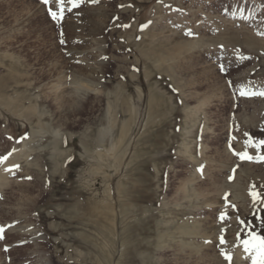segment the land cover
Returning <instances> with one entry per match:
<instances>
[{
    "label": "rangeland",
    "instance_id": "374dc122",
    "mask_svg": "<svg viewBox=\"0 0 264 264\" xmlns=\"http://www.w3.org/2000/svg\"><path fill=\"white\" fill-rule=\"evenodd\" d=\"M48 7L0 0V260H259L242 241L264 238V95L240 92H264V0H80L59 23ZM75 72L83 99L53 86ZM23 221L38 236L17 244ZM210 223L216 241L194 235Z\"/></svg>",
    "mask_w": 264,
    "mask_h": 264
},
{
    "label": "bare ground",
    "instance_id": "6f19581e",
    "mask_svg": "<svg viewBox=\"0 0 264 264\" xmlns=\"http://www.w3.org/2000/svg\"><path fill=\"white\" fill-rule=\"evenodd\" d=\"M164 36V35H162ZM166 36V35H165ZM167 37V36H166ZM165 37V39H166ZM164 40V39H163ZM168 42V39L165 40ZM249 41V40H248ZM86 42V41H85ZM91 43V42H90ZM194 46V45H193ZM188 48V47H187ZM90 50V49H89ZM160 51H157L156 49L154 50H150L147 52V55L154 58V61L157 62L158 60H160L161 57H164L163 56V49H159ZM81 53V52H80ZM85 62V58H81V56L79 58H76L75 59V62H80L81 64ZM213 61L211 62H204L205 64H207V67L210 69L211 66H212V63ZM87 64V62L85 63ZM93 64V63H92ZM88 65V64H87ZM97 67V66H96ZM213 67V66H212ZM93 68V67H92ZM93 72L95 70H92ZM60 76V75H59ZM73 76L70 81H62V79L60 80V83L59 85L58 84H54L53 86H55V88L57 89L58 87H60L61 89H64L65 86H67L66 83H69V84H74L73 87L74 88H78V92H76V94L78 93V95H76L78 98H84L85 97V94L87 92H90L91 91V87L89 86V83L86 84V83H83L84 80L86 79L82 74L80 73H73ZM66 80V79H65ZM86 81V80H85ZM87 82V81H86ZM65 83V84H64ZM91 84V83H90ZM71 88V87H69ZM65 90V89H64ZM64 90H62V92H64ZM67 90V89H66ZM69 90V89H68ZM71 90V89H70ZM72 92V91H71ZM70 93V92H68ZM99 93V92H98ZM97 93H95L94 95H96ZM70 101H73V100H70ZM79 102V101H78ZM55 130V129H53ZM24 150H27L26 149V146L25 145H22L21 147L17 148V151L18 152V155L19 153H24ZM14 152V151H13ZM12 153V152H10ZM12 155V154H11ZM13 156V155H12ZM17 156V155H16ZM10 157V156H9ZM14 157V156H13ZM12 158V157H11ZM21 162V161H20ZM225 163V162H224ZM222 166L224 167H220L221 170H224V171H228L229 167H230V164L228 163H225V164H221ZM12 167V166H11ZM7 168H10L7 167V164L3 163L1 166H0V194L2 192H4L6 189H10L9 188V185H7L5 179H4V174H6L7 172L9 173V171H5V169ZM13 170V169H12ZM21 170V169H20ZM12 189V188H11ZM214 189V188H213ZM217 189V188H216ZM6 192V191H5ZM4 192V193H5ZM10 193V192H9ZM4 195V194H3ZM2 196V195H1ZM6 196V195H5ZM11 196V195H10ZM7 200V199H6ZM7 204V203H6ZM5 205V204H4ZM10 207H13V205L11 204ZM7 210V209H6ZM22 221V220H21ZM32 222V221H31ZM31 222H26V221H23L22 223L19 222L18 224L16 225H12V226H8L5 230L6 231H11V232H16L18 233L19 235V239L15 242L17 244L21 243V242H32V241H35L36 240V232L39 230H37V226H34L32 225ZM5 224V223H4ZM0 225H3V223H0ZM194 235L197 236V238L199 239H206V240H215L216 241V236H215V232H214V229H213V223H210V224H207L205 225V227L199 229L197 228V230L195 229L194 230ZM39 234V233H38ZM38 236V235H37ZM206 244V243H205ZM40 252V251H39ZM211 255V254H210ZM35 256V255H34ZM39 256V255H38ZM212 256H217L215 254L212 253ZM214 258V257H213ZM215 259V258H214ZM220 259V258H219ZM216 260H217V257H216ZM0 264H4L3 261L0 260ZM32 264H51V262L46 259V258H37L35 260V262H33Z\"/></svg>",
    "mask_w": 264,
    "mask_h": 264
},
{
    "label": "snow or ice",
    "instance_id": "6c2138e0",
    "mask_svg": "<svg viewBox=\"0 0 264 264\" xmlns=\"http://www.w3.org/2000/svg\"><path fill=\"white\" fill-rule=\"evenodd\" d=\"M66 2L68 5H70V7H68L67 9H65V3ZM91 2L95 3L96 0H91ZM41 3H42V5L48 6V5L53 4V0H41ZM79 3H80V0H54V5H55L56 10H53L52 7H48L47 13L53 21L59 23L64 18L65 10L71 11L72 8L78 7ZM64 42L65 41L63 39H61V43L63 44ZM221 70H223V68ZM240 94L241 95H250V94L264 95V92L248 93V92L242 90L240 92ZM260 143L264 144V141H261ZM9 155H11V153H8V155H0V163H3L5 160H7ZM240 155H241L242 159H244V158L250 159L251 158V157H247L246 153H241ZM12 167L18 168V165H13ZM5 171H12V168H7V169H5ZM221 218H223V214H221ZM3 231H4V229L2 227H0V233H3ZM253 241L257 242L259 252L261 254V258L259 260L257 259V257H255V256L253 257V264H264V238L258 237L255 234H252V241H249V240H243L242 241V244L244 245V249H245V251H249L250 245H252L253 247H256L257 245H253ZM224 242H225L224 238L221 237L220 243L223 244ZM221 255H223L226 260L231 259L230 255L227 253L221 252Z\"/></svg>",
    "mask_w": 264,
    "mask_h": 264
}]
</instances>
